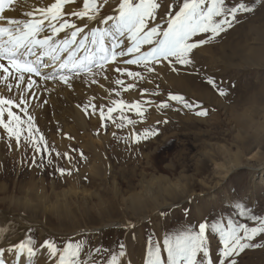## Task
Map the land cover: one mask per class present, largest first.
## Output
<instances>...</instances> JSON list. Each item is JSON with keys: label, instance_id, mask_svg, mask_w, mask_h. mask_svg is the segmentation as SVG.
<instances>
[{"label": "rangeland", "instance_id": "1", "mask_svg": "<svg viewBox=\"0 0 264 264\" xmlns=\"http://www.w3.org/2000/svg\"><path fill=\"white\" fill-rule=\"evenodd\" d=\"M54 2L13 0L9 4L6 0L4 12L10 7L17 10V17L28 19L24 13ZM83 2L76 0L66 5L64 11L81 10ZM119 2L107 0L102 3L100 15L112 14ZM158 2L162 4L159 9L162 15L172 0ZM241 2L248 3L254 11L239 14L233 27L210 44L194 50V66L177 65L178 71L174 72L165 63L157 65L156 72L148 73L135 65L120 64L130 71H141L144 79H134L116 73L115 65H109L108 79L98 76V83L92 84L86 77H76L71 82L72 88L62 84L55 88L50 85L46 91L41 90L35 98H30L29 103L34 108L30 107L29 112L40 130L36 135L45 137L52 151V163H48L46 152L41 159V154L33 147L25 146L23 139L18 147L15 140H9L0 129V209L10 213L12 218L21 215L30 224L61 234L94 230L113 219V222L125 226L110 227L94 233V236L83 233L77 237L47 236L46 240L51 239L61 246L70 240L84 241L91 248L102 245L113 251L120 244H126L128 255L125 260L130 259L131 264H144L150 237L162 241L166 233L185 229L198 231L200 223H211L220 217H232L238 223L256 226L237 216L235 206L244 203L255 214L264 216V57L260 63L245 56L247 50L261 47L258 29L264 31V0H228L229 4ZM71 19L75 20L74 17ZM78 23L83 24V21ZM224 45L239 47V54L233 61L222 56ZM226 52L229 54L227 49ZM208 78L226 89L228 95H219L207 83ZM117 79L124 83L116 84ZM179 81L187 83L190 93L180 89ZM0 88H3L2 84ZM154 91L159 94L152 95ZM169 93L183 95L193 104L199 103L208 115L197 116L195 111L199 109L189 110L168 100ZM43 100L47 103H42ZM112 100H122L126 105L138 102L144 116L126 107L122 113H113L116 123H112L102 121L98 112L86 116L82 107H77L94 103L103 105L107 111ZM163 102L169 107L160 108ZM121 114L135 123L122 122ZM164 120L168 122L162 123ZM121 123L123 127H118ZM146 130L159 134L135 142V135H143ZM56 152L61 155L56 156ZM65 153L72 159L68 160ZM222 165L226 168L238 166L227 175L225 170L217 167ZM58 168L78 171H73L71 176H62ZM131 195L143 197L147 202L143 201L145 206H154L157 200L162 202L165 199L169 205L157 210V216L151 217L156 211L139 217L129 208ZM147 195L149 197H145ZM64 200L70 203L71 213H75V222L80 226L73 227L67 220L60 224L53 215L54 207ZM32 204L38 208L34 210ZM98 205L103 209L111 207L113 211L108 217L98 215ZM81 209L90 210V215L83 217ZM133 223L134 228L130 227ZM37 230L39 228L31 226L23 236L32 235L38 241ZM254 242L264 243V239L257 237ZM210 246L215 260L222 248L218 236L210 237ZM5 251V264H11L14 257ZM87 251L86 248L82 253L84 260H87ZM107 255L102 259L106 260ZM93 256L101 259L94 253ZM8 257L11 258L9 261ZM238 264H264V248L246 250L238 257Z\"/></svg>", "mask_w": 264, "mask_h": 264}, {"label": "snow or ice", "instance_id": "2", "mask_svg": "<svg viewBox=\"0 0 264 264\" xmlns=\"http://www.w3.org/2000/svg\"><path fill=\"white\" fill-rule=\"evenodd\" d=\"M7 2L10 4L13 0ZM75 2L55 0L50 6L36 7L24 13L28 19H8V26L0 25V84L3 85L0 88V129L4 130L9 140L14 139L18 147L23 139L25 146H31L41 154V159L46 152L49 164L52 163V151L45 137L36 135L40 130L35 124V117L29 112L30 107L34 108L29 100L35 98L38 92L46 91L50 85L55 88L62 84L72 88L73 79L81 76L96 84L98 76L108 79L109 65H115L116 73L134 79H144L141 71H130L120 67V64L135 65L148 73L156 72L157 65L165 63L174 72L178 71L177 65L194 66V50L210 44L233 27L239 14L254 11L248 3L229 4L228 0H172L162 15L159 13L162 4L158 0H120L118 7L108 15H100L101 4L107 0H84L81 10L64 11L66 5ZM5 3L6 0H0V20L4 19ZM73 17L75 20L71 19ZM78 21H83V24ZM61 33L64 35L61 36ZM115 83L122 85L124 81L117 79ZM207 83L219 95H228L227 90L214 79L208 78ZM4 92L10 95H4ZM119 94L116 93L117 96ZM158 94L156 91L152 93ZM168 100L178 102L189 110L199 109L195 111L197 116L208 115L202 105L189 102L183 95L169 93ZM42 103L46 104L47 100ZM111 105L107 111L103 105L94 103L77 107H82L86 116L98 112L102 121L112 123H116L113 113H122L126 107L144 116L138 102L126 105L122 100H112ZM159 107L166 109L169 104L163 102ZM120 120L127 124L135 123L123 114ZM118 127H123V123ZM158 134L153 130H146L143 135L137 133L135 142ZM60 155L56 152V156ZM64 156L72 159L68 153ZM80 156L84 158L83 152ZM33 159L35 161V156ZM57 170L62 176H71L73 171H78ZM235 207L237 216L250 220L256 226L238 223L232 217H220L211 223H200L198 231L185 229L178 233H166L162 241L150 237L144 264H238V257L246 250L264 248V243L254 242L257 237L264 239V216L255 214L244 203ZM130 227L134 228L135 224ZM10 232L11 227H0V237ZM211 236H218L222 244L215 260L210 246ZM86 248L87 260H84L82 253ZM44 250L54 264H131L130 259L125 260L128 255L126 244H120L113 251L102 245L91 248L84 241L70 240L61 246L48 239L38 246L35 238L29 235L9 249L16 254V264H19L20 257H25L26 264H33L38 254H44ZM93 253L101 259L94 258ZM105 254H108L106 260L102 259ZM3 257L4 251L0 250V264H5Z\"/></svg>", "mask_w": 264, "mask_h": 264}, {"label": "bare ground", "instance_id": "3", "mask_svg": "<svg viewBox=\"0 0 264 264\" xmlns=\"http://www.w3.org/2000/svg\"><path fill=\"white\" fill-rule=\"evenodd\" d=\"M16 11L15 10L13 11V8H10L9 7L7 9V12H4L2 14L4 19L3 20H0V25L8 26L7 23H6V21L8 19H21V18H19V17H17L15 15ZM258 30H259L260 39H262L261 41L259 40L261 47L260 48H253V49L247 50V52L245 53V56L250 61L251 60H254V61L255 60H258L260 63H263V60H260V59L264 57V55H263L264 54V31L263 30H260V29H258ZM226 49H227V51L229 52L230 55L226 52ZM238 51H240L239 50V47H237V46H231V45H227V46L224 45V47L221 49L222 56L225 57V58L230 59V61H233L237 57V55L239 54ZM179 87H180V89H183V92L184 93L185 92H189L190 93V89L187 87V83L186 82L185 83H182L181 81H179ZM237 166L238 165L232 166L231 168H226V166L224 167L222 165V166H217V167L218 168L221 167L223 170H225V172H226L225 174L228 175L232 171H235V169L237 168ZM164 189H165V187H164ZM157 193L159 194V192H157ZM194 194H191V195H194ZM44 197L46 198V196H44ZM145 197H149V196L147 195ZM155 198H157V196H155ZM142 199H143V197H140L138 195H131L129 197V202H130V207L129 208H130L131 212L134 215H137L139 217H141L143 215H149V213L156 212L162 206L169 205V201L165 199L162 202H158V200H157L155 205L153 203H151L154 206H151V205L145 206L144 202L145 203H147V202L144 201V199L143 200ZM101 200L102 199L97 200V201H101ZM145 200H147V199H145ZM152 202H153V200H152ZM32 205H33V209L34 210H36L38 208V206L36 204H32ZM100 205H98V208L96 209L97 212H99L98 215L107 216L108 217V215L113 211V208L109 207V209H103V208H100ZM103 206H104V204L101 205V207H103ZM157 213H159V211H157L153 215L151 214L152 215L151 217H153L154 215L157 216ZM53 215L57 216V220H59L60 224H62V222H65V220H67V222L68 221L71 222L70 224H72L73 227H78V226L81 225V224L78 225L77 222H75V218H74L75 217V213H71V205H70V203H68L67 200H66V203H65V200H64V202L62 204H57L54 207ZM81 215L83 217H88L90 215V210H88V209H81ZM9 216H11V217L8 218V220H7L6 217H9ZM147 217L148 218H146V219H149L150 216H147ZM5 219H6V221H3ZM68 219H72V221H70ZM146 219H142V220H146ZM110 220H112V221L109 224H105L103 226H97L96 228H94V230L83 229V230H80L78 232L79 229H76V231L78 233H72L71 231H69V232H66V233L61 234V233L56 232V231H53L51 229H48V228L45 229L43 227H40V225H36V224H32V223L30 224V223L26 222L22 218L21 215H16V217L13 216V218H12V215L10 213H8V212L6 213L2 209H0V227H11V232L10 233H8L4 237H0V250L5 251L4 249H8L5 252H7V254L9 253L10 257H12V258L14 257L11 264H16V259H17L16 254L14 252H10L9 249L12 248L13 245L17 244L22 239H27L28 238V236H23V233L26 231V229L31 228V226H35V227L39 228V230H37V231H39V235H35L36 238L38 239V241L36 239L35 240L37 241V245L39 246V244H42L44 241H46L47 236H53V237H58V238H63V237H77V236H79V234H83V233L89 234V235L93 234V236H94V233L97 234V233H99V231L101 232L102 230L108 229L110 227H124L125 226L124 224H118L116 222H113L114 221L113 219H110ZM95 222L97 223L96 220H95ZM9 259H11V258L8 257L7 260L9 261ZM49 262H50V260L47 257L46 250H44V254L43 255L38 254L37 257L35 258V260L33 261V264H50ZM19 264H26L25 257H20L19 258Z\"/></svg>", "mask_w": 264, "mask_h": 264}]
</instances>
